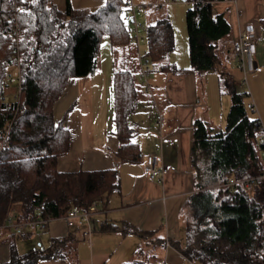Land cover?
<instances>
[{
    "label": "trees",
    "instance_id": "1",
    "mask_svg": "<svg viewBox=\"0 0 264 264\" xmlns=\"http://www.w3.org/2000/svg\"><path fill=\"white\" fill-rule=\"evenodd\" d=\"M185 1L190 2L186 24L192 68L214 70L219 54L223 56L220 50L225 54L229 48L225 38L231 24L224 12L213 11V3L223 0ZM123 2L107 0L91 10L76 9L67 0L61 10L54 0H0V224L10 215L18 220L59 218L73 208L86 210L119 190L115 168L58 169V158L70 149L71 133L63 119L55 120L54 106L72 77L97 72L104 36L114 49L129 42ZM15 24L19 27L20 90L8 80L14 43L4 34ZM146 39L152 70L172 68L167 61L175 47L170 19L147 26ZM136 85L130 70H115V122L122 161L141 158L127 122ZM221 90L231 95L226 126L215 131L198 122L197 131L202 133L196 144L208 163L202 170V160L195 159L201 190L190 196L183 238L169 239V243L195 263L264 264V180L252 188L226 184L231 176L240 179L264 172V128L259 116L248 113L245 100L250 92H238L229 73L221 76ZM134 231L143 238L148 234ZM62 241L30 250L23 257L13 255L6 264H36L40 258L58 255ZM161 241L152 243L158 246Z\"/></svg>",
    "mask_w": 264,
    "mask_h": 264
},
{
    "label": "crops",
    "instance_id": "2",
    "mask_svg": "<svg viewBox=\"0 0 264 264\" xmlns=\"http://www.w3.org/2000/svg\"><path fill=\"white\" fill-rule=\"evenodd\" d=\"M54 1L61 10L67 6V0ZM69 1L76 9L95 10L107 0ZM177 1L134 0L137 11L143 13L146 28L169 18L175 33V47L167 58L173 67L151 71L150 91L145 90L140 81L144 57L148 59L147 51L143 57L139 43L129 39L131 47L138 49L140 68L138 76L135 75L134 108L127 115V122L141 158L122 161L118 154L121 142L115 122V70L119 68L115 49L105 36L111 49L100 48L97 72L72 77L55 103V120L63 119L71 133L70 149L58 158L57 167L61 171L115 168L120 188L97 202L98 210L89 222L68 226L64 219L53 218L44 229L18 232L6 219L0 224V264L10 262L13 255L23 257L30 250L47 249L57 239L63 240L58 255L40 258L36 264H187V258L169 239L183 238L190 196L202 186L195 165L200 152L196 140L202 133L197 131L198 122L215 131L224 127L231 95L221 90L222 75L217 74V68L209 71L192 68L188 31L181 23L189 4ZM213 11L224 12L231 24L225 38L228 51L224 54L220 50L224 59L239 62L231 54L232 45L246 24L256 26L257 68L251 75L253 81L260 78V73L264 75V0L215 1ZM125 21L127 26L131 23V20ZM133 34L129 32V37ZM128 59L129 56L123 54V61ZM250 95L249 102L260 111L257 98ZM158 112L164 116L162 127L157 123ZM262 124L264 128L263 121ZM153 153L160 158L159 166L163 164L167 168L163 176L156 178H150L146 169L147 156ZM105 224L114 228L103 229ZM135 229L148 234L143 238ZM159 239L162 240L160 245L152 243ZM141 247L144 253L136 257L135 252ZM157 253L160 254L158 259Z\"/></svg>",
    "mask_w": 264,
    "mask_h": 264
},
{
    "label": "built area",
    "instance_id": "3",
    "mask_svg": "<svg viewBox=\"0 0 264 264\" xmlns=\"http://www.w3.org/2000/svg\"><path fill=\"white\" fill-rule=\"evenodd\" d=\"M166 1H175V0H166ZM19 7L15 6L17 10ZM124 9V19L131 20V23L127 26L128 32H134L133 36L130 38L132 42L139 43L140 41V30L142 24L139 23L136 19L137 4L134 0H124L123 2ZM7 34L11 37L12 42L14 43L12 54L13 65L18 70V77L16 78L11 72L8 75V80L10 83H16L17 88H21L22 72H21V58H20V48H19V27L17 24L13 26ZM257 53V30L256 26L253 23H248L245 25L243 32L239 36L238 40L232 45L231 54L234 58H237L240 63V68L244 73V76L247 77L248 74L254 72L257 68V63L255 55ZM143 59V58H142ZM152 67L149 63V60L146 59L145 63L142 65L140 70V81L145 90H151L150 84V74ZM248 108L253 111H257V108L252 102H248ZM157 123L160 127L164 125V116L161 112H158L156 115ZM264 144V138H263ZM264 152V150H263ZM160 158L157 154H150L146 159V169L149 172L150 178H156L157 176H163L167 168L162 164L159 166ZM264 180V172L251 175L248 177L240 179H228L226 184L228 185H242L247 188H252L257 183ZM98 210V203H92L86 210L79 209H70L65 215L59 217L65 220L68 226H74L76 223L89 222L93 213ZM53 219L45 218L41 216H36L33 219L29 220H18L14 215H10L7 218L8 224L13 227L18 232H23L26 230H34L37 228L44 229L47 227L48 222ZM191 264V261H189Z\"/></svg>",
    "mask_w": 264,
    "mask_h": 264
},
{
    "label": "rangeland",
    "instance_id": "4",
    "mask_svg": "<svg viewBox=\"0 0 264 264\" xmlns=\"http://www.w3.org/2000/svg\"><path fill=\"white\" fill-rule=\"evenodd\" d=\"M177 2H181L183 4L185 3V4L190 5V2H187L185 0L184 1L178 0ZM186 11H187V9L185 10V15H184L182 22H181L182 28L184 30H185V28L187 30ZM142 15H143V13L141 11H137V21L142 24V28L140 30L141 38H140V42H139V51L142 53V56L144 57L145 56L144 53H146V51H147V39H146V26L144 24ZM177 28H178V26H177ZM7 31H9V30H7ZM7 31L4 32L5 35L7 34ZM187 40H188V35H187ZM105 42L107 43V45H104ZM125 45H127V46H125ZM124 46L115 47V55L114 56H115L117 68H119V69L125 68L127 70H130L134 75L138 76V70L140 68L138 49L136 46H135V48L131 47L129 42L124 44ZM109 47H110L109 39H108V37L104 36L102 38L101 48H102V50H104V48L105 49L107 48L109 50ZM110 49H111V47H110ZM123 54L129 56V59L125 62L123 61ZM224 57H225L224 54L221 57L219 54V59L220 58L221 59L219 61V65H217V67H216L217 68V71H216L217 74L222 75V74H224L222 72H225V73L229 72V74L231 75V79L234 83V87L238 92H242V91L247 90L250 92V94L252 93V95L253 94L255 95V97L257 98V102H258L257 106L260 107V111H259V108L257 109V111H253L252 109H248V113L250 116H253V117H255V116L261 117V119L264 123V75L260 73V75H262V76L260 78L258 77L259 79L256 78L253 81L251 73L248 74L247 77L244 76L242 69H240V63L237 62V60H228V59H224ZM144 60H146L145 57H144ZM10 72L16 78L18 77V70L13 64L11 65ZM152 73H155V71H153ZM15 85H16V83H15ZM250 100H252L251 95H249L245 101L247 103ZM228 111H229V109H228ZM227 114H228V112H227ZM225 120H226V118H225ZM225 126H226V123H225L224 127ZM261 155H262V160H263V164H264V152L261 153ZM200 160H202V164L199 163V165H200V168L203 170L207 166L208 161H207L206 156H204L203 153L199 152L198 161H200ZM230 179L234 180L235 178L231 176ZM207 180H208V176H207ZM208 185H210V184L208 183ZM205 187H207V186H205ZM185 213L187 215L188 211H186ZM139 253H140V249L135 252V256L139 257ZM155 255H156V253H154V256ZM156 258L157 259L160 258L159 253H157ZM187 264H189V261L187 262ZM191 264H204V263L191 262Z\"/></svg>",
    "mask_w": 264,
    "mask_h": 264
}]
</instances>
